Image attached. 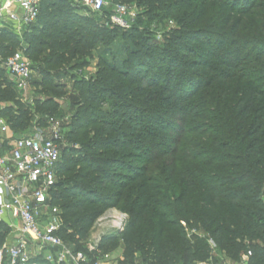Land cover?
Wrapping results in <instances>:
<instances>
[{
  "label": "trees",
  "instance_id": "obj_1",
  "mask_svg": "<svg viewBox=\"0 0 264 264\" xmlns=\"http://www.w3.org/2000/svg\"><path fill=\"white\" fill-rule=\"evenodd\" d=\"M109 1L136 6L139 16L130 30L113 33L76 15L67 0H42L25 40L0 34L3 57L25 48L28 58L33 54L49 66L79 59L71 66L79 69L98 44L112 57H99L89 82L71 77L78 98L68 138L81 148L61 151L52 190L62 221L59 235L84 251L97 220L128 194L134 196L133 212L140 203L153 207L144 242L137 217L123 233L131 247L124 254L128 264H135L138 252L145 264H217L206 242L194 248L183 239V224L195 221L232 262L248 250L249 264H264V0ZM170 21L177 27L163 45L141 31L145 22ZM119 34L126 41L113 52ZM38 85L52 97L24 104L0 66V102L10 104L0 114L14 133L24 131L34 115L45 126L44 116L58 113L57 99L66 87L48 77ZM100 97L108 99L103 104L109 110ZM156 169L181 189L175 198L178 219L155 198ZM0 230L1 247L8 231Z\"/></svg>",
  "mask_w": 264,
  "mask_h": 264
},
{
  "label": "built area",
  "instance_id": "obj_2",
  "mask_svg": "<svg viewBox=\"0 0 264 264\" xmlns=\"http://www.w3.org/2000/svg\"><path fill=\"white\" fill-rule=\"evenodd\" d=\"M41 1L0 0V34L14 33L22 39L38 20ZM67 1L102 16L114 29L130 30L139 16L135 6L112 5L109 0ZM1 52L0 45V66L28 100L34 72L25 48L8 57ZM17 134L0 114V226L8 231L0 247V264H109L98 244H86L82 251L59 235L62 221L52 205V190L63 142L56 123L50 122L48 131L35 136ZM242 264H249V259Z\"/></svg>",
  "mask_w": 264,
  "mask_h": 264
},
{
  "label": "rangeland",
  "instance_id": "obj_3",
  "mask_svg": "<svg viewBox=\"0 0 264 264\" xmlns=\"http://www.w3.org/2000/svg\"><path fill=\"white\" fill-rule=\"evenodd\" d=\"M132 6H135L134 4ZM136 7V6H135ZM74 12L81 15V18H86L89 21H92L95 24L102 25L105 29L112 31L113 33H118L115 29L100 15H95L91 13H86L85 11L79 9L78 7H73ZM137 9V8H136ZM138 11V10H137ZM139 13V12H138ZM177 27V24L173 21L167 23H156L153 22L149 25L148 22L141 27V31L148 33L150 36V40L152 42H156L158 46L163 45L165 42V38L172 33V30ZM57 32V31H56ZM119 36L114 41L113 45V52H118V48L122 47L126 40L122 39V36ZM42 36V35H41ZM67 38L69 35L66 36ZM19 38V37H18ZM62 37L56 41H62ZM25 40L26 38H22ZM22 39H19L21 41ZM29 39V38H28ZM22 40V41H23ZM130 44L131 41H128ZM21 44V43H20ZM26 48L28 47L25 45ZM72 46V45H70ZM19 48L13 49V51H17ZM44 53L46 51L45 47H43ZM47 54V53H45ZM120 59L123 62L124 55L120 52ZM182 55V53H180ZM122 55V56H121ZM105 57L108 62H112L111 55L105 56L104 54V47L103 45H96V47L92 51V57L88 59V65L81 68H72L76 62H79V59L76 61L63 62L59 66L53 65H45L42 61H35L33 54L29 58L32 68L34 69V73L32 75V81L30 84L29 91L27 92L26 96L28 100H25L24 94H20V99L24 104H28L29 106H33L35 100H39L40 102L45 101L52 97L51 94L46 93L43 87H40L38 84L45 80L46 77L50 78L54 83L62 82V84L67 89V94H63L60 99H57L59 104V111L53 117L44 116L45 126L40 124L41 117L38 115H34L33 118L29 121L28 125L26 126L25 130L18 133L17 135L21 136H35L38 135L39 131H48L49 124L56 123L60 133L62 134V149L64 150L67 146H72L78 148L80 150V145L77 143L72 144V140H69V133L72 130L71 121L73 116L76 114V108L74 107V102L78 98V94L75 91L74 87V79L75 80H85L89 82L92 77L96 75L98 72V65L100 63L99 57ZM173 65V64H172ZM170 66V65H165ZM174 66L179 67V63H175ZM171 67V66H170ZM44 71L47 75L41 74ZM71 77H74L72 79ZM62 90V89H61ZM56 101V97H53ZM105 98V97H104ZM105 100L103 97H100V101ZM108 99L105 102H102L101 105L103 106L104 110L108 109L107 103ZM6 105H10L9 103L0 102V108ZM109 110V109H108ZM134 118L139 119L138 115L134 116ZM153 181L158 187L159 195L155 197L163 207V210L169 214L172 219H178V215L175 208V198L178 192L181 190L180 187H176L167 181V177L165 174L162 173L160 169H156L151 175ZM134 196L126 195V199L124 202L117 208H111L107 210L96 222L86 244H98L99 247L104 244V249L107 253H104V249L102 252H99L102 255L109 256V264H128V257L124 254L125 252L131 249L130 246L126 245L123 241V233L125 232L129 222L135 217L138 219L139 225V237L142 242H144L146 237V232L148 225L151 224L150 221V214L153 210L152 206L144 207L141 203L138 205V211H132V202ZM184 231L182 233L183 239L191 244L194 248L197 242H206L210 249L211 255L213 258L218 260L217 264H242L243 261L249 259L248 253L243 251L240 255V261L238 263L232 262L231 259L227 258L222 252L219 251L217 248V239L213 237L211 234H208L206 230V226L201 221H195L192 225L188 226L187 224H183ZM106 239H110L109 242ZM106 241V242H105ZM150 245V244H148ZM246 249V248H245ZM143 256L138 252L135 255V264H145L143 261ZM189 261V260H188ZM191 262V261H189ZM188 264H202L203 262H196V263H189ZM204 264H212L211 262H204Z\"/></svg>",
  "mask_w": 264,
  "mask_h": 264
}]
</instances>
